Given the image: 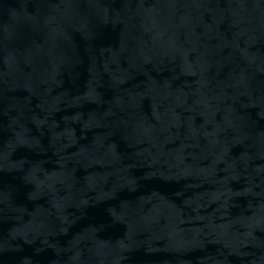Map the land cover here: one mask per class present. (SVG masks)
Masks as SVG:
<instances>
[{
    "label": "water",
    "instance_id": "1",
    "mask_svg": "<svg viewBox=\"0 0 264 264\" xmlns=\"http://www.w3.org/2000/svg\"><path fill=\"white\" fill-rule=\"evenodd\" d=\"M0 264H264V0H0Z\"/></svg>",
    "mask_w": 264,
    "mask_h": 264
}]
</instances>
